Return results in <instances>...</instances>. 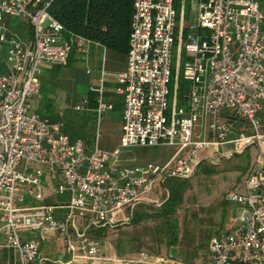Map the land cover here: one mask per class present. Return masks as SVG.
Listing matches in <instances>:
<instances>
[{"label":"built area","instance_id":"obj_1","mask_svg":"<svg viewBox=\"0 0 264 264\" xmlns=\"http://www.w3.org/2000/svg\"><path fill=\"white\" fill-rule=\"evenodd\" d=\"M55 1L0 0V20L25 21L31 31L28 39L6 28L0 33L7 46L0 61V250L18 255L20 264H46L42 244L23 241L37 233L64 247L68 264L96 263L92 229L128 223L157 184L169 193L167 179H190L204 161L220 163L255 146L244 191L226 193L238 207L233 229L212 236L209 252L210 264H264V0H190L197 25L185 44L188 88L173 96L170 110L180 0H134L127 68L114 80L124 110L121 143L113 151L73 142L62 121L33 112L42 74L67 67L75 51L88 63L90 47L99 46L51 15ZM108 78L102 70L89 88L99 116L114 110ZM81 101L74 110H88V97ZM159 146L176 148L167 162L126 164V150ZM66 192L64 205L19 206L28 197L44 202Z\"/></svg>","mask_w":264,"mask_h":264},{"label":"rangeland","instance_id":"obj_2","mask_svg":"<svg viewBox=\"0 0 264 264\" xmlns=\"http://www.w3.org/2000/svg\"><path fill=\"white\" fill-rule=\"evenodd\" d=\"M176 7L177 40L173 54L169 110L173 104V96L188 88V83L183 79L186 59L185 44L187 36L193 34L190 26L197 25L190 0H186L184 10L182 9V0L178 1ZM27 28L23 31H26ZM91 50L93 53H90L89 60L95 59V54H97L96 59L99 60L100 67H103L104 64L107 73L120 68L126 70L128 63L126 56L94 46L91 47ZM75 58L77 59H73L67 67L58 68L54 79L50 78L49 74H42V91L37 98V100L47 101L48 99L45 97H48L52 101V111L62 117L67 114L70 119L73 117L71 114L74 113V107L81 103L83 97L88 94L87 86L92 79V75L86 73V64L82 56L77 54ZM110 79L115 80V77ZM109 100L114 105V110L107 111L102 116L96 114L94 143L99 142L101 148L113 150L121 143L124 105L123 101L120 102L121 98L115 94H112ZM36 101L31 100L33 112L42 117L51 118L48 113L45 115V109H39ZM260 118L264 133V111ZM240 126H244V123H241ZM252 133L250 132V134ZM238 136L231 134L229 139ZM226 148L234 152L232 144ZM223 149L221 148L220 154L223 153ZM175 150L176 148L169 146L131 148L124 152V157L126 164H138V166H145L148 163L163 164L172 157ZM256 153L257 148L251 146L245 153L235 154L231 159H223L220 163L204 161L190 179H167L166 188L172 192H176L177 186L182 189L186 186L183 204L180 205L175 215L177 220L172 222L173 225H170L172 228L173 226L176 228L167 230V226H164L162 221L156 220L142 221L136 225L135 217L130 218L128 223L119 222L114 228H104L107 231L105 235L102 234V238L98 239L94 234H91L99 244L100 253V260L92 264H182V262L210 264L209 243L212 236L221 231H229L228 229L237 217L238 207L225 200L226 193L230 190L244 191V182L251 170ZM212 158L216 157L212 156ZM43 185H46L45 177ZM55 188H57L56 184ZM169 195L170 192L168 193L162 185L157 184L151 194L147 196L149 202L143 206L159 208L163 204L164 198H168ZM69 200V192L64 195L57 193L54 194L53 199L44 202L28 197L26 202L19 206L35 207L48 203L64 205L69 203ZM157 223L161 227L159 234L155 232ZM156 239L159 240L158 243ZM173 239L177 241V246L172 247L177 248L176 259L170 257L172 248L169 249L168 246V241ZM25 240H37L42 244V252L49 259L46 264H63L71 258L66 249L60 246L53 237H50L46 242L37 233H32L24 236L23 241ZM4 241V237H2L0 242L4 243ZM15 263L20 264L18 255L7 249L0 250V264Z\"/></svg>","mask_w":264,"mask_h":264},{"label":"trees","instance_id":"obj_3","mask_svg":"<svg viewBox=\"0 0 264 264\" xmlns=\"http://www.w3.org/2000/svg\"><path fill=\"white\" fill-rule=\"evenodd\" d=\"M134 0H56L50 9L51 15L57 19L68 32L78 34L97 43L107 50H112L117 54L127 57L129 49V37L131 33V19L133 14ZM28 29V28H27ZM24 32V31H23ZM19 32L22 37H31L30 29L26 30L25 35ZM30 36V37H29ZM77 56V52H73L68 65L71 64L73 59ZM80 62V61H79ZM58 68H52L51 75L56 78ZM48 70V69H47ZM46 70V71H47ZM46 71L44 73H46ZM43 82V80H41ZM42 91V89H41ZM87 97L89 99L88 110L76 111L71 114L72 119L65 116L55 114L51 107L52 101L37 100L36 105L39 109H45V115H51L49 118L52 122L62 121L65 124V133L70 137L71 141L83 140L87 146L91 147L95 140L94 119L96 116V94L89 90ZM46 102V103H45ZM44 118H47L44 116ZM185 188L177 186L176 192L169 190V198L165 197L162 205L159 208L153 206H139L135 211L134 222L139 225L142 221H162L164 226L173 230L170 225L175 222L176 213L180 205L183 204V197ZM161 227L158 223L155 226V232L161 233ZM97 231V232H95ZM102 228L101 230L92 229L91 234H94L98 239L105 235ZM175 231V230H174ZM170 231V232H174ZM102 238V237H101ZM158 243V239H156ZM169 249L177 246L176 239L168 241ZM67 261L63 264H66ZM98 264V263H97ZM134 264V263H129ZM182 264H186L182 262Z\"/></svg>","mask_w":264,"mask_h":264},{"label":"crops","instance_id":"obj_4","mask_svg":"<svg viewBox=\"0 0 264 264\" xmlns=\"http://www.w3.org/2000/svg\"><path fill=\"white\" fill-rule=\"evenodd\" d=\"M26 27H28L27 23L25 21H22V20H14V19H10L8 17L4 18L3 20H0V33L2 32V29L3 28H6L10 33L19 34V32L23 31ZM28 29H29V27H28ZM25 34H26V31H24L22 33V35H25ZM22 38H26V37H23L22 36ZM27 39H28V37H27ZM92 46L97 47V48H104V47H102L100 45L99 46L98 45H92ZM91 47H90V53H93V50H91ZM6 54H7V46L0 43V61H4V59L6 57ZM96 55L97 54H95V59H93L92 61L89 60V63H85L86 64V69H90L91 70V73L90 74H88L87 71H86V73L88 75H92L91 82L87 86L88 92H89V88L91 86H97L98 85V82L97 81H98V78L100 77V73L102 72V70H104L106 72L105 67H104V64H103V67H100V63H99V60L96 59ZM3 71L7 72V69L6 68H3ZM51 71H52V69H48L46 71L45 75H48L49 74L48 76H50V78H52L53 76L51 75L52 74ZM124 71H125L124 68H122V69L120 68L119 70H116L114 72H109V73L106 72L107 74H109V79H108V81L106 83V86H107V89H108V92L106 94L107 99H109V98L112 97L113 91L115 90L114 88L117 87V84L115 83V81L112 80V79H110V78L116 77L119 73H122ZM86 97H87V95H86ZM86 97H83V98H86ZM120 102H122V98H121ZM122 121H123V119H122ZM98 145L100 147V144H98ZM101 149L102 150H105V151H113L114 150V149L113 150H107V149H104V148H101ZM153 203H155V201H153ZM237 214H238V209H237L236 215ZM231 229H233L232 224H231L230 229H228V230H231Z\"/></svg>","mask_w":264,"mask_h":264},{"label":"water","instance_id":"obj_5","mask_svg":"<svg viewBox=\"0 0 264 264\" xmlns=\"http://www.w3.org/2000/svg\"><path fill=\"white\" fill-rule=\"evenodd\" d=\"M168 198H169V197H168ZM170 257H171L172 259H176V257H177V248H172V249H171Z\"/></svg>","mask_w":264,"mask_h":264}]
</instances>
